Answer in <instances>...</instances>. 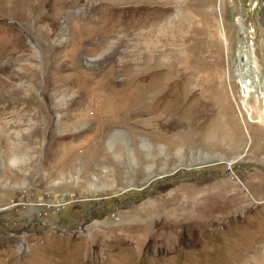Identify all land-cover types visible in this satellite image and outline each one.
Returning <instances> with one entry per match:
<instances>
[{"label": "rangeland", "instance_id": "rangeland-1", "mask_svg": "<svg viewBox=\"0 0 264 264\" xmlns=\"http://www.w3.org/2000/svg\"><path fill=\"white\" fill-rule=\"evenodd\" d=\"M262 2L0 0V264H264Z\"/></svg>", "mask_w": 264, "mask_h": 264}, {"label": "water", "instance_id": "water-1", "mask_svg": "<svg viewBox=\"0 0 264 264\" xmlns=\"http://www.w3.org/2000/svg\"><path fill=\"white\" fill-rule=\"evenodd\" d=\"M258 20L260 22V24L264 27V0L260 6V9L258 11ZM262 84V81H261Z\"/></svg>", "mask_w": 264, "mask_h": 264}, {"label": "flooded vegetation", "instance_id": "flooded-vegetation-1", "mask_svg": "<svg viewBox=\"0 0 264 264\" xmlns=\"http://www.w3.org/2000/svg\"><path fill=\"white\" fill-rule=\"evenodd\" d=\"M242 60H243V58L241 57V58H239V59L237 58L236 61H237V62H240V61H242ZM243 64H245V63H243ZM240 65H242V64H240ZM239 67H240V66H239ZM261 81H262V79H261Z\"/></svg>", "mask_w": 264, "mask_h": 264}, {"label": "trees", "instance_id": "trees-1", "mask_svg": "<svg viewBox=\"0 0 264 264\" xmlns=\"http://www.w3.org/2000/svg\"><path fill=\"white\" fill-rule=\"evenodd\" d=\"M1 18V17H0Z\"/></svg>", "mask_w": 264, "mask_h": 264}]
</instances>
